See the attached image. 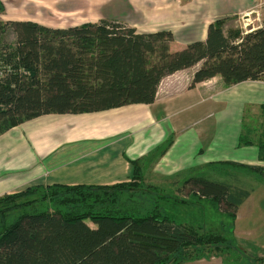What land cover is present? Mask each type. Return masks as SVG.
Segmentation results:
<instances>
[{"label":"trees","instance_id":"trees-1","mask_svg":"<svg viewBox=\"0 0 264 264\" xmlns=\"http://www.w3.org/2000/svg\"><path fill=\"white\" fill-rule=\"evenodd\" d=\"M225 18L208 24L205 40L175 51L169 48L170 30L141 33L117 20L65 28L9 21L15 40L0 41V134L42 114L152 103L164 76L197 63L190 86L215 75L225 85L264 81V17L260 26L243 32L226 31ZM258 148L264 160V139ZM132 164L128 182L32 185L1 195L0 264H180L218 253V235L134 201L140 199L136 191L145 198L157 187L146 184L137 162ZM219 166L264 179L262 166ZM182 185L188 196L209 201L232 221L250 195L246 188L203 175Z\"/></svg>","mask_w":264,"mask_h":264},{"label":"crops","instance_id":"crops-1","mask_svg":"<svg viewBox=\"0 0 264 264\" xmlns=\"http://www.w3.org/2000/svg\"><path fill=\"white\" fill-rule=\"evenodd\" d=\"M8 1L13 0H4V7ZM89 1L83 0L85 7L80 1L67 4L87 18L67 27L111 19L141 33L170 30L171 51L205 40L208 24L214 19L250 10L252 13L254 8L252 0H188L184 4L179 0H112L115 14L99 13L95 17L89 13L92 5ZM23 4L26 6L27 2ZM99 4L108 2L98 0L94 6ZM179 4L182 12L188 14L183 21L173 18ZM118 7L120 12L114 9ZM10 20L38 22L24 17ZM261 22L262 19L246 31L260 26ZM199 65L164 76L152 103H132L84 113H47L1 133L0 196L32 185L128 182L134 173L132 161L137 162L143 181L156 189L165 181L179 185L191 176L209 178L213 172L219 173L218 163L264 167L258 148L261 134L258 137L253 129L249 130L256 119L246 116L252 109L264 115V81L225 85L221 76L215 75L190 86ZM258 124L264 126V120ZM247 126L250 128L246 133ZM242 136L244 143H240ZM236 220H240L238 209Z\"/></svg>","mask_w":264,"mask_h":264},{"label":"rangeland","instance_id":"rangeland-1","mask_svg":"<svg viewBox=\"0 0 264 264\" xmlns=\"http://www.w3.org/2000/svg\"><path fill=\"white\" fill-rule=\"evenodd\" d=\"M25 1L27 2L26 6L23 4ZM79 1L85 7L86 4L83 0H13L8 1L5 7L4 0H0V41L13 44L15 40L13 31L7 24L11 21L10 18L36 19L39 24L59 25L61 27H67L76 21L87 20L86 16L82 17V13L78 9L74 10L67 7V4H76ZM90 1L92 4L89 11L91 16L98 17L99 13L104 16L115 14L112 0H106L108 4L97 6L94 5L98 0H95L94 3L92 0ZM179 1L184 4L188 0ZM252 3L254 4L252 13L250 10L246 13L223 15L216 19L226 17L224 21L226 31L228 29L246 31L250 26L258 24L264 17V0H252ZM114 9L120 12L119 7ZM187 16L188 14L182 12V6L179 4L178 11L173 18L177 17L176 19L183 21ZM167 17L170 18V15ZM153 27L156 26L153 25ZM259 112V110L254 109L248 112L246 116L256 119L252 120L256 122L253 124L254 126L251 125V128L247 126L245 132H248V128H250L249 130L253 129L256 136L257 133L258 137L261 134L262 139H264V126H258V123L264 120V115H260ZM217 168L220 169L219 173L213 172L209 178L213 177L250 190L249 199L238 207L240 220L235 221L234 219L232 221L230 217L216 211L215 207L207 200L188 196L189 189L188 186L182 185L183 181L179 185H170L168 181H163L164 183L159 184L157 193L152 191L154 193H148L145 198H142L136 191L135 195L140 199L134 201L139 202L146 209L155 205L162 213L177 221L199 227L202 229L200 231H204V233L212 232L219 236L218 244L221 249L218 253H208L209 256L184 261L180 264H264V179H261L256 172H249L246 169L233 166H219ZM217 168L214 170L217 171ZM140 190L142 189H138V192Z\"/></svg>","mask_w":264,"mask_h":264}]
</instances>
